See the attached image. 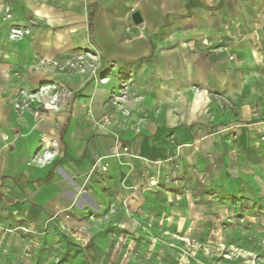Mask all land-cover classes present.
<instances>
[{
  "label": "crops",
  "instance_id": "0c3cea01",
  "mask_svg": "<svg viewBox=\"0 0 264 264\" xmlns=\"http://www.w3.org/2000/svg\"><path fill=\"white\" fill-rule=\"evenodd\" d=\"M49 1L50 7L30 0L32 10L15 16L25 18L26 25L0 50L10 61L0 79L5 84H0L2 210H44L53 199L49 193L59 196L69 179L75 181L80 156H93V140L96 148L110 145L108 128L97 127L95 114L78 106L76 91L60 86L61 60L71 61L82 45L99 52L102 68L112 63L132 73V95L125 96L130 114L155 116L167 99H176L184 110L185 118L163 127L155 117L143 122L147 134L126 141L142 156L158 159L180 145H200L210 105H231L237 114L249 100L264 114V0ZM88 5L96 9L93 32ZM135 11L143 18L139 24L131 17ZM36 19H48L54 27L43 30ZM80 33L93 34L92 41L83 38L82 43ZM67 78L75 84V76ZM107 98L101 87L91 101L100 100L102 111L109 106ZM257 141V130L246 126L234 139L249 155L260 152Z\"/></svg>",
  "mask_w": 264,
  "mask_h": 264
},
{
  "label": "rangeland",
  "instance_id": "374dc122",
  "mask_svg": "<svg viewBox=\"0 0 264 264\" xmlns=\"http://www.w3.org/2000/svg\"><path fill=\"white\" fill-rule=\"evenodd\" d=\"M31 3L0 0V50L26 25L25 18L15 16L27 15ZM35 23L43 30L54 27L48 19ZM92 36L80 33L78 40L91 42ZM79 49L71 61L61 60L60 86L76 91L78 106L95 114L97 127L108 128L110 145L96 148L93 140V156H80L75 181L69 179L59 196L49 193L53 199L44 210L15 206L5 211L0 205V264H264V114L259 106L246 100L235 114L231 105L221 110L210 105L200 145L183 144L158 159L142 156L126 141L147 134L143 122L155 117L163 127L185 118L184 110L176 99H167L155 116L130 114L125 96L132 95V73L112 63L102 68L98 51ZM8 62L0 51L1 80ZM69 75L75 84H69ZM101 87L109 102L102 111L100 100L91 101ZM243 126L258 132L256 155L234 143ZM191 127L200 132L196 124Z\"/></svg>",
  "mask_w": 264,
  "mask_h": 264
},
{
  "label": "water",
  "instance_id": "95a60500",
  "mask_svg": "<svg viewBox=\"0 0 264 264\" xmlns=\"http://www.w3.org/2000/svg\"><path fill=\"white\" fill-rule=\"evenodd\" d=\"M131 17L136 24H139L143 21L142 15L139 11L133 12Z\"/></svg>",
  "mask_w": 264,
  "mask_h": 264
}]
</instances>
